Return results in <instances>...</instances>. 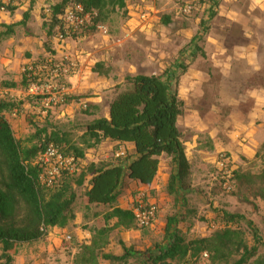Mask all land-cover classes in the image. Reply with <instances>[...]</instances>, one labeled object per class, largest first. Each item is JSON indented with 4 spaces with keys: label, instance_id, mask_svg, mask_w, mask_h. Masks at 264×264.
I'll return each instance as SVG.
<instances>
[{
    "label": "trees",
    "instance_id": "16d2710c",
    "mask_svg": "<svg viewBox=\"0 0 264 264\" xmlns=\"http://www.w3.org/2000/svg\"><path fill=\"white\" fill-rule=\"evenodd\" d=\"M2 1L0 8L4 6ZM74 3L80 4L84 13H96L94 24L105 23L116 11L126 8L125 0H75ZM66 4L67 1H63L52 7L46 24L50 32ZM14 10L12 5L6 6V11ZM27 18L28 13H24L19 24L25 26ZM13 27H6L5 35H10ZM125 82L128 88L112 98L108 118L88 123L78 142L58 129L35 127L34 135L25 144L20 143L5 117L15 105L0 101V247L5 264L11 263V255L16 254L18 246L40 241L51 229H66L75 218L76 189L85 184L87 204L112 207L121 195L124 179L151 184L158 172L159 157L166 155L176 165V173L169 176L167 193L178 195L189 189L191 165L177 127L183 103L159 77L127 76ZM29 83L23 75L19 84L3 86L24 89ZM105 140L132 144L135 157L126 155L123 161L106 167L93 163L82 165L85 150ZM51 143L80 163L76 173L63 172L55 184L47 187L40 180L43 171L34 160ZM217 212L221 227L209 237L187 241L176 227V219L170 218L164 231V246L143 253L123 246L124 254L113 256L103 252L110 232L119 227L131 230L136 226L132 210L113 208L104 215V226L95 232L90 244L81 247L84 261L97 264V260L102 259L110 264H128L129 260L137 258L138 264H197L207 255L208 264H264V257L255 258L259 248L264 249L258 231L251 225L254 245L250 247L241 227L243 217Z\"/></svg>",
    "mask_w": 264,
    "mask_h": 264
},
{
    "label": "crops",
    "instance_id": "0c3cea01",
    "mask_svg": "<svg viewBox=\"0 0 264 264\" xmlns=\"http://www.w3.org/2000/svg\"><path fill=\"white\" fill-rule=\"evenodd\" d=\"M45 1L47 0L16 2L14 0L13 12L0 10L1 30L2 26L6 28L14 25L10 35H5L6 30L3 34L0 33V41L4 39L12 45L21 39V43H17L16 46L27 45L31 57H26L23 68L40 61L39 58L45 53L44 44L47 43L56 51V57L69 55L79 62L78 72L64 79L69 88V106L67 105L66 109L70 110V104L73 106L76 102H80L84 104L91 122L107 119L113 95L121 92L127 85L126 76L159 77L183 103V113L177 120V127L191 169L197 168L205 172L211 166L214 167L215 156L223 151L229 152L234 159L238 156L247 160L256 158L264 146V86L249 87L247 81L233 79L234 61L248 59L241 55L236 47L228 52L219 41L215 40V33H212V37L205 36L207 30L204 25L212 23L213 12L218 9L219 0H209L208 9L213 6L214 11L208 16L205 11H200L191 17L203 24L200 31L197 25L193 30L168 31L166 25H172L171 18L153 14L156 8L145 0H134L131 6L126 3L125 9L130 12L119 28H116L113 25L115 22L108 18L105 23H99L107 31V35H103L93 27L92 33L88 32L90 34L86 33L82 38L68 39L63 43H59L55 38V26L52 32L49 31L46 25L49 17L43 13V20L40 18ZM169 4L174 6L172 7L175 12H178L177 5L172 0H169ZM24 13H28L25 26L19 24L23 20ZM178 15L181 16L179 12ZM203 37H206L204 43ZM200 40L201 43H198ZM242 50L244 49L241 48ZM17 52L20 54L23 50H16ZM212 54L215 55L214 59ZM11 56L12 54L8 57ZM6 61L10 63L9 60ZM22 67L19 80L2 81L0 83L2 88L13 92L25 89L3 86L6 83L19 84L23 77ZM157 72L159 74H156ZM112 92L113 95L108 97ZM63 114L62 112L61 115ZM96 147L98 149L94 150L98 153L90 163L98 167L117 164L109 162L115 148H118V151L125 148L131 158L135 157L134 146L129 143L105 140ZM90 163H82V165ZM175 173L176 165L172 159L161 155L158 172L153 182L142 185L124 179V182H128L125 186L126 194L122 191L117 202L109 207L110 210L113 208L132 210V205L137 200L135 198L138 196L137 192H146L147 196L150 194L153 196L166 186L169 176ZM78 189H83L84 192L83 206L80 207L78 204L81 202L78 194L74 204L75 218L72 226L80 224L91 207L95 206L87 204L84 196L87 184ZM58 230L60 229L49 230L47 241L57 245L58 239L54 235L58 234ZM74 232L81 241L82 234L79 227L74 228ZM13 264H22L21 259L20 261L17 259Z\"/></svg>",
    "mask_w": 264,
    "mask_h": 264
},
{
    "label": "rangeland",
    "instance_id": "374dc122",
    "mask_svg": "<svg viewBox=\"0 0 264 264\" xmlns=\"http://www.w3.org/2000/svg\"><path fill=\"white\" fill-rule=\"evenodd\" d=\"M53 1H45L40 13L42 20V15L43 13L45 14L44 10L54 7V5L60 4L63 1H67L65 7L75 4V0ZM133 1L126 0V3L128 6H131ZM145 1L156 8L153 14L171 18L172 25H166L168 31L193 30L195 25H197L199 31L202 29L203 24L195 19H184L179 16L178 12H175L173 9L174 6L172 5V7L169 4V0ZM218 6V9H215L213 12L214 18L212 23L210 24L209 22L207 23L208 25H204L207 30L205 36L210 35L212 37V33H215V40L219 41L228 52L233 51L236 47V49H239L241 55L246 56L248 59L234 61L233 72L235 73L233 79L245 80L249 87L257 88L258 86H264V0H219ZM129 12L128 9L116 11L109 18L112 22H115L113 25L119 28L121 22L127 19ZM92 29L93 26H89L78 38H82L88 32L92 33ZM5 30L6 28L2 26L0 33L3 34ZM34 32L36 31L34 30ZM19 37H21L20 34ZM19 37L17 38L19 39ZM203 38L204 40H200L198 43H201V41L204 43L206 37ZM1 41L0 83L5 80L17 81L20 77V69L25 60H27L26 57H31V53L27 51L26 44L16 46L17 43H21V39L17 42L15 41L12 45L8 44L4 39ZM241 48L245 51H241ZM16 50H23V52L19 54L18 52L16 53ZM44 50V55L35 64L41 63V61H44L48 57H56L57 55L56 51L48 43L44 44ZM11 54L12 56L8 57ZM69 57L79 66V62L76 59L71 56ZM214 57L215 55L212 54L213 59ZM220 57L216 56V58ZM56 58L60 59L61 57ZM6 60H9L10 63L8 64ZM149 73L152 72L149 71ZM156 74H159V72ZM127 88L128 86L126 85L121 91ZM113 93L109 94L108 97L112 96ZM66 95L67 102L64 106L46 112L40 100L25 96L23 91L18 90V92H14L11 103L15 105V109L5 114V117L10 124L16 140L25 144L34 135L35 127L39 129L47 127L49 130L58 129L65 132L73 141L78 142L85 131V126L91 122V119L84 108V104L80 102H76L73 106L70 104V110L66 109V106L69 104L68 86ZM67 110L68 113H66ZM16 111V115H12ZM62 112L64 113L63 115H61ZM94 149L97 150L98 147L85 150V160L83 163H90L91 160H94L93 158L98 153ZM117 151L118 148L113 149L109 162L118 163L123 161L124 157L128 155L127 150L124 148L121 151L125 153V156L115 158L114 154ZM222 155L225 157L226 170H222L217 166ZM263 173L264 146L253 160H247L240 156L234 159L229 152L223 151L215 156L214 167L211 166L205 172L197 168L191 169L190 187L187 191H182L178 195H169L166 184V186L160 189V192H157L153 196L151 194L147 196L146 192H137L138 196L135 197L137 200L134 198L136 201L143 199L148 203L156 205L157 215L155 221L152 226L145 229H140L137 225L131 230L123 227L115 228L110 232L107 238L108 244L103 249V252L113 256H122L124 254L123 246L132 248L138 253L154 249L156 246H164L166 244L164 231L170 218L176 219V227L187 241L209 237L213 231L221 227L218 219H216L217 211L238 214L243 217L241 227L246 232V242L250 247L254 245L251 236V230L253 229L251 225L258 231L264 242ZM126 184H128L127 181L124 182L121 189L123 194H126ZM76 192L77 195H80L81 202H78V204L82 207L83 189H77ZM78 210H76V213H78ZM109 211L110 208L108 207H91L80 224L72 226L73 221L66 229L58 230V234L54 235L58 239L57 245L47 241L50 232L48 231L40 241L18 246L16 254L11 255L10 264L15 263L17 259L19 261L21 259L22 264H86L81 247L90 244L95 232L104 226V215ZM112 224L111 222L110 225ZM76 227H79L81 231V241L75 235L74 228ZM67 237H71V240H66ZM257 257H264L263 248H259L255 258ZM138 262L136 258L129 260L128 264H138ZM0 264H5V259L2 258L1 247ZM97 264L110 263L98 259ZM197 264H208V260L202 256Z\"/></svg>",
    "mask_w": 264,
    "mask_h": 264
},
{
    "label": "built area",
    "instance_id": "2783aa9c",
    "mask_svg": "<svg viewBox=\"0 0 264 264\" xmlns=\"http://www.w3.org/2000/svg\"><path fill=\"white\" fill-rule=\"evenodd\" d=\"M177 5L179 14L184 18H191L200 11H205L208 16L214 7L208 9L209 0H172ZM1 11L6 10V6L14 5V0H3ZM46 17H51V10H45ZM96 16L90 13H84L80 4H73L65 7L58 16V22L55 25V38L59 43H63L68 39L78 38L79 35L89 26H93L103 35H107V31L101 25L94 24L93 18ZM48 18V20H49ZM78 64L70 59L69 56H63L60 59L56 57H48L38 64H32L25 67L22 75H25L30 83L23 90L25 96L35 98L41 101L45 107V111L64 106L67 102V85L64 79L73 76L78 72ZM14 92L7 88H0V101L11 102ZM13 112L12 115H16ZM115 158H122L125 153L121 150L114 155ZM34 163L43 171L40 180L47 186L51 187L56 180L60 178L63 172L74 174L80 161L72 156H65L61 149L54 144H48L44 150L38 154ZM217 166L222 170H226L225 157L220 156ZM132 213L136 221V225L140 229L149 228L156 219L157 207L153 203H148L143 199L136 201L132 208ZM66 240H71L67 237ZM207 259V255H203Z\"/></svg>",
    "mask_w": 264,
    "mask_h": 264
}]
</instances>
